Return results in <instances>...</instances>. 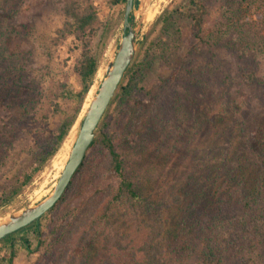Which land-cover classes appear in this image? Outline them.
Masks as SVG:
<instances>
[{
	"label": "trees",
	"instance_id": "trees-1",
	"mask_svg": "<svg viewBox=\"0 0 264 264\" xmlns=\"http://www.w3.org/2000/svg\"><path fill=\"white\" fill-rule=\"evenodd\" d=\"M23 1L29 0H0L1 37L9 31L8 19L13 18L19 9L15 7ZM108 2L111 7L125 6L126 0ZM59 12L62 25L56 35L61 40L70 39L71 50L78 51L70 73L76 78L78 90L70 86L67 72L53 67L49 47L35 36L34 29L23 34L34 44V51L0 55V110L7 114L0 118V208L16 198L51 161L88 104L87 92L99 66L110 22H99L89 0L70 1ZM213 15L207 32L205 25ZM179 21L187 23L198 48H205L214 62L216 51L222 49L246 65L248 70L241 75V86H254L257 78L264 84V0H180L156 19L157 35L145 42V59L131 63L123 78L126 84L119 87L109 105L121 119L118 127L125 124L126 109L137 95L136 86L152 57L173 67L181 43ZM191 55H186L172 74L177 82L204 91L207 84L198 75L200 69L193 67ZM222 76L221 84L227 88L229 77L225 71ZM101 81L99 77L98 82ZM59 101L63 102L62 107ZM46 104L61 116L56 134H41L35 129ZM230 108L239 122L238 126H229L234 143L227 145V151L208 155L193 147L205 118L188 114L179 99L174 101L168 117L157 103L144 114L145 126L134 146L127 135L111 132V115L106 111L66 190L68 193L75 178L85 173L96 188L92 198L67 213L61 224L51 223L45 233L39 230V221L29 225L36 226L35 235L43 251L39 264H90L87 258L78 259L70 250V242L79 229L82 228L79 242L86 246L83 250L91 248L101 237L97 229L107 212L115 214L114 210L121 209L138 217L143 207L141 244L123 246L118 249L120 253L107 255L100 264H264V120L251 127L238 109ZM127 150L134 154L145 151L151 162L168 163L180 153L191 157L184 166L182 189L169 195L171 203L163 198L151 199L146 192L144 196L143 189L127 173ZM11 162H17V167L19 163H31L35 168L29 174L24 168H17L8 175ZM109 174L112 176L107 179ZM62 200L61 197L48 212L52 213ZM101 203L105 205L99 214ZM164 205L180 214L175 221L176 235L167 244ZM24 243L27 248V240Z\"/></svg>",
	"mask_w": 264,
	"mask_h": 264
},
{
	"label": "rangeland",
	"instance_id": "rangeland-1",
	"mask_svg": "<svg viewBox=\"0 0 264 264\" xmlns=\"http://www.w3.org/2000/svg\"><path fill=\"white\" fill-rule=\"evenodd\" d=\"M74 0H29L23 1L21 5L15 7L17 9L13 18L8 19L9 31L5 37L0 36V55L7 53H21L34 51L35 47L31 40L23 36L31 29L35 36L39 37L48 45V53L50 62L57 70L67 72L69 76V84L72 88L78 90L77 81L74 75H70L72 67L75 64L78 51L71 50L72 44L70 39L57 37L56 31L61 28L62 18L60 16L61 7ZM96 8L100 23L110 22L109 32L105 41V47L102 50L99 66L95 74V78L87 92L88 104L84 106L85 111L96 94L102 80L105 77L107 65L114 60L121 38L124 35L123 15L125 6L119 4L111 7L108 0H89ZM180 0H134L133 3V27L137 28L136 37V55L133 62L144 60L145 42L152 40L157 35L158 27L155 25L156 19L161 13L171 7H176ZM141 14V27H138L136 16ZM215 15L211 16L206 25L208 27ZM254 17H259L255 15ZM181 31V43L177 57L173 61V67L161 64L152 57V62L148 69L142 71V79L137 84V95L134 96L126 114L121 123L118 120V113L112 112V107L107 109V114L111 115V132L127 135L130 145L134 146L138 142L139 134L145 126L144 114H148L154 108V104L160 107V111L164 112L166 117L171 115V108L176 99L183 102L188 114H199L205 118V123L201 129L199 136L195 139L193 147L196 150L204 151L205 155L212 152L227 151V145L234 143V136L230 134V128L233 125L238 126L239 122L234 115V110L230 107L238 109L243 119L250 124L251 127L258 125L264 120V84L257 78L255 85L241 86L242 73L248 68L246 65L238 62L236 58L226 53L222 49L217 50L215 62L210 58L205 48H198V41L193 38L191 30L185 21H179ZM195 50H193V49ZM191 55L193 67L200 69L198 74L207 84L204 91L189 87L187 84L179 83L172 74V69H178L186 55ZM151 59V57H150ZM250 69V68H249ZM225 71L229 77V86L224 88L221 84L222 72ZM258 77V75L256 74ZM126 80H122L120 86H124ZM119 86V87H120ZM62 107V101L58 102ZM40 115L35 123V129H39L41 134H56L57 127L60 124L61 116L59 111L53 106L46 104L41 108ZM78 118L60 149L57 151L51 161L37 174H35L31 184L26 186L22 192L4 207L0 208V224L5 222L9 216L19 214L28 207H32L44 199H46L53 191L58 178L66 165L75 138L79 132L83 117ZM7 114L0 110V118H5ZM220 119V120H218ZM228 125V126H227ZM230 126V128H229ZM137 151V150H136ZM127 162V173L134 178L136 183L145 196L151 199H165L166 203H171L169 195L178 194L181 188V179L186 165V159L190 156L177 154L171 157L168 163L151 162L148 156L143 153L125 152ZM141 159V160H140ZM11 168H7L8 175L15 172L17 168H24L25 173L35 168V164L11 162ZM112 174L107 176L111 178ZM21 181V178H20ZM88 174L75 178L71 189L62 196V201L58 203L56 209L47 212L39 219V230L46 232L49 225L61 224L63 219L67 218V213L77 210L81 204L94 195L96 188L91 182ZM77 183V185H76ZM73 186H76L73 188ZM68 188V187H67ZM164 203V204H166ZM105 204L101 203L97 208V212L101 211ZM162 209V207H161ZM162 210L163 218L168 224L165 227L164 239L165 243H172L176 235V219L180 214L176 210ZM115 214L107 212L105 219L100 220V226L97 229L101 237L92 244L91 248H85L79 242L82 228L74 235L70 242L72 254L78 259L87 258L90 264H100L107 255L120 253L118 249L125 247H137L141 244L144 231L141 228L140 221L145 220V207L139 210L138 217L122 212V210H114ZM36 226H28L9 239L0 241V264H39L43 260V251L40 250L38 240L35 235ZM24 239L27 240L28 246L24 247ZM80 246V247H78ZM7 257V258H6ZM119 257V256H118ZM47 259V258H46Z\"/></svg>",
	"mask_w": 264,
	"mask_h": 264
},
{
	"label": "water",
	"instance_id": "water-1",
	"mask_svg": "<svg viewBox=\"0 0 264 264\" xmlns=\"http://www.w3.org/2000/svg\"><path fill=\"white\" fill-rule=\"evenodd\" d=\"M134 0H126L123 15L124 35L114 60L107 65L106 74L89 107L85 111L79 132L75 138L68 161L52 191L42 202L11 215L0 224V241L38 222L61 199L74 174L82 164L88 148L97 135V127L115 97L126 71L136 55L137 28L133 27Z\"/></svg>",
	"mask_w": 264,
	"mask_h": 264
},
{
	"label": "bare ground",
	"instance_id": "bare-ground-1",
	"mask_svg": "<svg viewBox=\"0 0 264 264\" xmlns=\"http://www.w3.org/2000/svg\"><path fill=\"white\" fill-rule=\"evenodd\" d=\"M136 20H137V25L138 27H141V14L139 13L137 16H136ZM68 161V160H67ZM67 163V162H66ZM65 167V166H64ZM64 169V168H63ZM63 171V170H62ZM62 173V172H61ZM61 175V174H60ZM60 177V176H59ZM59 179V178H58Z\"/></svg>",
	"mask_w": 264,
	"mask_h": 264
}]
</instances>
